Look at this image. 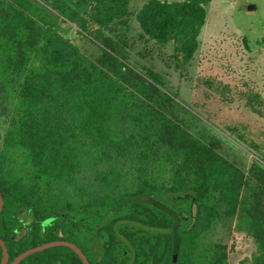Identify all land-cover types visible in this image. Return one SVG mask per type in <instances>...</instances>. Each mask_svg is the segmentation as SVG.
<instances>
[{"label": "trees", "instance_id": "1", "mask_svg": "<svg viewBox=\"0 0 264 264\" xmlns=\"http://www.w3.org/2000/svg\"><path fill=\"white\" fill-rule=\"evenodd\" d=\"M131 1L0 0V106L8 117L0 238L8 262L62 239L91 264H229L227 243L207 238L237 218L257 244L239 264H264L261 146L238 134L254 158L246 166L228 157L218 131L132 53L137 44L146 57L151 42L171 43L172 56L189 62L211 0H148L136 12ZM68 21L98 55L64 35ZM23 213L30 218L19 235ZM2 254L0 245V264ZM19 264L84 263L57 245Z\"/></svg>", "mask_w": 264, "mask_h": 264}, {"label": "rangeland", "instance_id": "2", "mask_svg": "<svg viewBox=\"0 0 264 264\" xmlns=\"http://www.w3.org/2000/svg\"><path fill=\"white\" fill-rule=\"evenodd\" d=\"M146 1L132 0L131 11L136 12ZM249 6L253 8L249 10ZM133 22L138 30V23ZM62 28L83 52L98 55L97 44L80 33L76 23L68 21ZM149 47L152 52L146 57L138 54L140 44L132 53L142 64L162 72L184 103L218 131L228 157L246 166L254 158L238 134L248 142L255 141L264 153V0H211L206 6L199 46L187 63L172 56L171 43L159 46L151 42ZM255 95L259 99L253 101ZM7 118L0 106L1 131L7 126ZM229 127L236 131H229ZM29 218L27 213L21 214L19 235L26 232ZM207 239L227 243L229 264L251 259L257 250L256 242L237 218L213 229Z\"/></svg>", "mask_w": 264, "mask_h": 264}, {"label": "water", "instance_id": "3", "mask_svg": "<svg viewBox=\"0 0 264 264\" xmlns=\"http://www.w3.org/2000/svg\"><path fill=\"white\" fill-rule=\"evenodd\" d=\"M253 7L249 6L248 9L251 10ZM3 204H4V198H3V194L0 190V212L3 208ZM0 245L2 247V260H1V264H19L21 260H23L26 256H28L29 254H32L36 251H40L43 250L45 248H49L52 246H57V245H66L70 248H72L81 258V260L83 261L84 264H91L89 258L87 257V255L85 254V252L82 250L81 247H79L76 243L71 242L69 240H53V241H49V242H45L42 243L40 245H37L35 247L29 248L25 251H23L22 253H20L19 255H17L14 260L12 262H8L9 261V253H8V248L6 245L5 240H3L2 238H0Z\"/></svg>", "mask_w": 264, "mask_h": 264}]
</instances>
